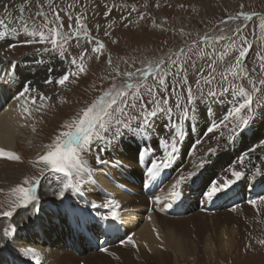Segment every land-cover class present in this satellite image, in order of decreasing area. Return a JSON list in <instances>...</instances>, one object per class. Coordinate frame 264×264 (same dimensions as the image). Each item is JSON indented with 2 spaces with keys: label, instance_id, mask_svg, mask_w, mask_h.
I'll return each mask as SVG.
<instances>
[{
  "label": "rangeland",
  "instance_id": "1",
  "mask_svg": "<svg viewBox=\"0 0 264 264\" xmlns=\"http://www.w3.org/2000/svg\"><path fill=\"white\" fill-rule=\"evenodd\" d=\"M40 2L43 4V8L40 10L48 15L50 21L54 19L51 14L52 10L60 12L64 22L62 31L65 32H71L68 28L69 24L73 25V29L75 28L77 15L84 16L89 36L81 35L69 39L64 45L66 51L63 56L59 54V50L43 51L45 47L51 49V45L39 43L16 46L14 49H9L7 45L0 46V51L14 59H31L38 55L59 57L65 61L61 68L63 75L76 70V65L72 64L71 60L76 58L79 63V58L83 53L87 71L78 77L70 76L64 85L56 82L59 79L54 76L56 71L52 75L53 77L51 76L52 83L42 82L40 74L44 73L43 70H38L41 72L37 73L36 77L29 76V74L26 76L30 81L34 78L40 83L39 89L43 91V94L40 98V110L33 114L32 124L25 128L26 130L19 127L18 147L12 151H4L12 152L20 159H10L5 155H0V212L13 211V215L10 217L0 215V238L6 245L10 243L11 237L3 236L5 229H10L12 225L19 229L20 220L22 222L30 221L36 216V211H39L40 206L45 203L56 204L57 202L51 200L50 196L43 197L40 193L37 201L31 202L27 206H21L12 189L17 186L28 187L30 183L39 180L36 188L38 191L46 183H58L65 180L62 173L51 171L49 165L39 161V157L50 150L49 145L55 144L56 138L61 132L68 131L65 125L77 118L83 108L92 103L102 90L110 86L112 81L109 77L115 75L113 67L116 65H119L121 71L145 67L147 60L174 57V53L181 49L188 52L192 41L196 40L197 48H192L190 53L192 59L189 64L195 63L196 69L205 67V74H207L206 65L211 62V58L208 55L201 57L197 54V49H203L205 53H210L212 49L200 42L199 38L205 35H224L235 39L237 45L246 38L247 44L252 47L245 59V65L257 87H260L259 81L264 80V69L261 68L262 62L260 61V56L264 55V31L259 27L260 18L264 16V0H52L51 8L48 0H40ZM22 3H25V0H0V19H4L20 29L22 22L19 19L20 13L17 6ZM5 4L9 5L8 12L11 13V16L4 11L3 5ZM37 10L38 5L34 2L25 4L24 22L30 29L44 22L43 18H36L34 23L30 19L35 16ZM109 10L110 14L105 15V12ZM241 12L255 13L256 15L252 20H245L241 16L239 19L228 21L229 16H237ZM69 15L72 16L71 20L68 19ZM141 15H143V19H140ZM222 21L224 22L222 23ZM237 26L242 29V32L233 37V31ZM105 32H108L109 35L106 36ZM95 41L104 43L105 48L102 50V54L92 52V49L97 46ZM229 43V40H225L217 44L215 46L217 53L224 50ZM236 54L238 53L232 50L224 64L218 61L217 71H221L227 63L234 60ZM97 55H99V59H97ZM109 56L112 59L111 65L108 64ZM5 67L7 68V66ZM196 69L188 67L187 71L188 82L193 85L194 92H196L194 82L198 78ZM117 79L118 82L121 80V78ZM149 81L151 82V77H149ZM238 83H242L247 90H252L247 79L238 81ZM208 87L205 86V89ZM211 87L215 89L216 84L214 83ZM253 99L257 104L264 103V92L254 95ZM169 103L174 107L175 98L173 97ZM101 146L100 143L94 144L89 152L83 154L92 168L95 164L97 150ZM257 150L264 155V148ZM26 180L28 183H25ZM89 184L90 182L82 185V189L88 188ZM69 193L71 191L66 195ZM35 195L38 197V193ZM70 198L72 197L70 196ZM63 223L64 221L60 226L52 223L54 226L47 234L49 243L57 233L64 232ZM17 232L13 234L12 241ZM257 233L255 231L252 235L238 234L235 237L236 243L232 250L222 251L215 248L213 255H209V251L203 250V244L199 243L196 252H191L194 254L191 257L175 260L174 254L170 253L166 264H264V245L257 241L264 239L259 238ZM223 239L225 241L226 237ZM59 242L55 240V244L60 246L61 242ZM36 243L38 242L36 241ZM38 244L42 245V242ZM43 244L46 246L47 242ZM84 245L86 246V244ZM136 248L142 247L137 245ZM65 251L72 254L66 249ZM165 251L168 252V250ZM73 254L76 257L75 264L85 260L84 254Z\"/></svg>",
  "mask_w": 264,
  "mask_h": 264
},
{
  "label": "snow or ice",
  "instance_id": "2",
  "mask_svg": "<svg viewBox=\"0 0 264 264\" xmlns=\"http://www.w3.org/2000/svg\"><path fill=\"white\" fill-rule=\"evenodd\" d=\"M33 2L38 5V10L35 16L30 17V19L34 23L36 18H43L44 22L29 31L28 24L24 22L23 13L25 11V4ZM48 3L51 8L52 0H48ZM17 7L20 13L19 19L22 22L20 27L24 33L31 37L21 41L23 44H50L51 49L45 47L43 51L59 50V54L63 56L66 51L64 45L67 44L69 39L81 35L85 37L89 36L85 17L82 15L75 17L74 29L72 24L68 25V28L71 30L69 33L62 31L64 22L61 19L60 12L52 10L51 14L54 19L50 21L48 15L40 10L43 8L40 0H25V3L19 4ZM3 8L11 16V13L8 12L9 5L5 4ZM109 14L110 10L105 12V15ZM255 15V13L241 12L237 16H229L228 21L239 19L241 16L245 20H252ZM143 18V15H141L140 19ZM68 19L71 20L72 16L69 15ZM4 24L5 21L0 19V25ZM5 27L6 31L0 33V39H4L7 35L19 36L16 27L10 30H7L6 25ZM259 27L264 31V16L260 18ZM97 28H99V25H97ZM241 32L242 29L237 26L233 31V37L238 36ZM104 34L106 36L109 35L108 32ZM199 39L200 42H203L208 48L212 49L210 53H205L203 49H197V54L201 57L208 55L211 58V62L206 65L208 69L207 74H205V67L196 69L195 63L189 64V61L192 59L190 55L192 48H197L198 42L196 40L192 41L188 52L181 49L174 53V57L169 56L167 59L147 60L145 67H137L134 70L124 71H121L119 65L113 67L115 75L109 77L112 81L110 86L102 90L101 94L92 103L83 108L77 118L67 123L65 127L68 131L61 132L57 136L55 144L49 145L50 150L39 157V161L49 165L51 171L62 173L65 177L57 195L66 197V193L69 191L79 195L82 192V185L94 182V169L83 155L89 152L94 144H102L97 150L95 163L103 164L106 161L101 158V153L107 152L109 147L113 149L117 148L121 143H124L125 137L134 142L137 141V138H140V142L146 144V137L153 135L156 131H164V125H167L171 120L170 138L161 137L159 141L163 146L162 156L151 159L149 161L150 166L146 168L147 181L150 184L177 160V154L181 151L186 139V133L181 121L195 120L198 104L210 105L217 103L219 100L227 99L223 94H230L234 102L226 114L219 121L212 120L203 130L204 137L213 139L216 130L221 128L230 129L228 139L224 144H221L219 139H217L215 146H209L203 155L199 157L195 155L196 148L205 141L203 139L196 140L191 149H189V152L193 155V160L190 162L191 168L184 170L181 167L178 170L179 174L172 182L168 194L164 197L163 201H161L160 196L153 197L157 204H161V211L166 208H172L174 204L182 199V186L189 182L194 185L198 179H201L204 171L208 170L206 166H210V158L217 155L221 149L230 148L231 144L229 141L234 142L238 136L242 137L249 130V125L254 123L257 117V107H259L261 115H264V103L257 104L253 99L254 95L264 92V80H260V87H257L245 65V59L252 47L247 44L246 38L239 45H237L235 39L224 35H205ZM225 40H229L230 43L224 50L217 53L215 46ZM95 43L97 46L92 49V52L102 54V50L105 48L104 43L102 41H95ZM7 46L9 49L16 47L13 43H8ZM232 50L238 53L235 55L234 60L227 63L221 71H217V62L219 61L221 64H224L226 57L230 55V51ZM97 59H99V55H97ZM260 61L262 62L261 68L264 69V55L260 56ZM71 63L76 65V70L60 76L56 81L60 85H64L70 76L78 77L82 73H86L87 67L84 63L83 53H81L79 63L76 58H73ZM108 64H112L110 56ZM12 67V72L0 75V81H4L5 76L9 79L13 77L17 66L13 63ZM188 67L196 69V76L198 77L194 82L196 92L193 90V85L188 82ZM253 71L255 70L253 69ZM149 77H151V82L149 81ZM117 78H121V80L118 82ZM245 79L251 84V91L247 90L242 83H238V81ZM45 83H52V81L46 80ZM214 83L216 84L215 89L211 87ZM205 86L209 87L205 89ZM21 87L22 91L18 92L17 98L24 97L31 90L30 83H22ZM173 97L175 98L174 107L169 103ZM32 102L35 103V98H33ZM206 111L211 113V107L208 106ZM23 112L28 113L29 109L24 107ZM174 112L179 113V115L172 119ZM164 117H168L169 119H164ZM257 148H264V139H260L257 144L243 151L238 157V164L242 166L244 161ZM154 151L150 147L140 148L139 143H137L135 159L139 161L144 153L154 154ZM0 155H5L10 159H20L14 153L4 152L3 149H0ZM257 177L260 178V183H264V171L256 169L255 173L251 175V179L256 180ZM242 178L247 180L249 177L245 172L232 168L230 176L226 174L221 181L205 180L201 194L205 199L210 201L219 194H226ZM25 183H28V181L26 180ZM38 184L39 180H36L34 183H30L28 187L17 186L12 189V192L17 195L21 206H27L29 203L38 200V197L35 195ZM144 186L147 187L148 184ZM259 199L264 203V197H260ZM63 203L61 201V204ZM249 203L255 206L257 202L256 200H250ZM102 206L109 211L100 217V219L104 221H116L119 218L120 205L117 201L110 199ZM92 207L97 208L99 206L93 203ZM232 210L235 211L236 209L233 208ZM83 211L74 202L65 207V215H74L77 212ZM0 215L10 217L13 215V211L0 212ZM88 215L91 216V213H88ZM93 226L98 227V225ZM15 231L16 227L12 225L10 229L3 231V236L11 237ZM126 242L133 247H137L132 236H128ZM259 242L264 244V240ZM104 251H107V249H104ZM26 253L35 264H41L42 256L36 249L28 248Z\"/></svg>",
  "mask_w": 264,
  "mask_h": 264
},
{
  "label": "bare ground",
  "instance_id": "3",
  "mask_svg": "<svg viewBox=\"0 0 264 264\" xmlns=\"http://www.w3.org/2000/svg\"><path fill=\"white\" fill-rule=\"evenodd\" d=\"M8 58L10 57L0 51V63ZM8 71L10 72V66H7V68L2 66L0 68V73L6 74ZM62 75L63 72L60 69L56 72L55 77L58 79ZM24 80L26 79L22 78V81ZM30 85L31 90L29 93H26L24 97L17 98L18 94H14L10 90L11 87L7 83V76L4 81H0V149L4 151H12L18 147L17 134L20 132L19 127L28 128L32 124L33 114L40 110V98L43 94V91L39 89L40 83L34 80L31 81ZM33 98H35V103L32 102ZM24 107L29 109L28 113L23 112ZM126 139L127 137H125L124 142H126ZM204 141L196 148L195 155L197 157L202 156L209 146H214L217 138L205 139ZM121 145L122 143L115 149L109 147L110 151L108 148L107 152L101 153V158L106 163H95L93 165L94 182H90L88 188L84 187L82 189L78 199H75L77 197L72 192L66 197L57 195L64 181L46 183L38 191L36 190L38 198L41 193L43 197L50 196L51 200L57 202L56 204L53 202L45 203L40 206L39 211H36V216L30 221L23 219L24 221L22 222L20 220L21 224L19 223L20 227L12 241L13 243L8 242L9 244L6 245L0 238V264H4V262L6 264L10 263L9 257L13 259L12 264H15V262L16 264H25L24 262H19V259L17 260L15 256L16 250L22 253L23 249L21 248H34L40 252L42 256L41 264H75L74 259L76 257L73 254L74 252L70 251L72 254H69L64 249L65 245L61 244L59 246L56 245L57 243L55 244V240L61 242V236L64 232L57 233L50 243L47 241V234L54 226H52V223L60 226L61 222H63L62 218L65 216V210L61 211L60 214L59 212H54V209L68 206L72 202L82 205L84 201H91L90 203L103 201L104 204L108 200L114 199L120 205L117 225H115L116 222H113L115 226H111L107 221H104L106 224H104L102 229V233L107 237V244L113 242L114 245L105 248L107 251H104V249L97 251L91 245L85 246L83 240L79 239L77 249L84 254L83 258L85 260L83 262L78 261L76 264H166L170 253L174 254L175 260L191 257L194 255L191 252H196L197 244L199 243L203 244V250H207L209 255H213L215 248H219L222 251L232 250L236 243L235 237L238 234L248 233L252 235L253 232L257 231L259 238L264 239V203L261 200L255 206L250 203L239 205L235 207V211L232 209L213 213L195 211L170 217L155 212L153 206H151V212L144 211L143 209L148 206L149 202L141 193L139 186L131 185L120 176L115 166H111L108 163L112 156L111 153L117 151L118 158L131 166L129 169L133 174H138L139 169L135 159V151L133 152L128 146H125V151H118ZM226 156L228 154L224 157ZM192 160L193 155L190 153L187 161L182 166L184 170L191 168L190 162ZM263 164L264 162L259 158H252L250 162L247 161L242 166L235 162L225 175L228 174L230 176L232 168H236L239 171L248 169L252 171L262 168L261 171H263ZM177 176L178 174L175 178ZM206 179L208 177L204 178V180ZM121 185L135 189L138 195L133 196L126 193ZM94 188L106 190L108 196L104 193H97ZM169 189L170 185L168 183L158 193L161 201L168 194ZM61 201L64 203L61 204ZM154 205H157V203ZM97 220H100V218ZM119 222L122 226L121 224L119 225ZM124 227H128L131 230L133 240L142 248L133 247L126 242L127 239L122 243L123 233L125 232ZM20 236H25V238ZM224 237H226L225 241ZM260 240L262 239L257 241ZM36 241L38 243L42 242V245L36 243ZM45 242H47L46 246L43 244ZM165 250H168V252Z\"/></svg>",
  "mask_w": 264,
  "mask_h": 264
}]
</instances>
